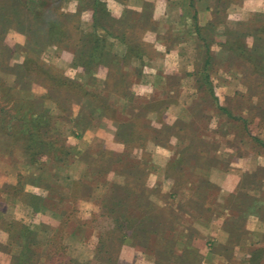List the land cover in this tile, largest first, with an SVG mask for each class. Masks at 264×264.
<instances>
[{
  "label": "rangeland",
  "instance_id": "rangeland-1",
  "mask_svg": "<svg viewBox=\"0 0 264 264\" xmlns=\"http://www.w3.org/2000/svg\"><path fill=\"white\" fill-rule=\"evenodd\" d=\"M100 1L117 18L124 7L137 11L132 25L121 31L139 48L125 54V43L106 36L98 52L103 51L104 58L105 51L119 58L110 66L95 65L96 70L87 73L75 66L78 54L90 45L93 32L105 36L102 27L92 25L93 0H0V106L7 111L0 112V196L23 174L26 181L21 186L32 194H26L27 198L38 203L42 195L51 193L48 184H53L52 196H66L59 210L74 207L79 219L69 224L67 231L74 233L67 232L60 245L54 239L59 217L44 208L33 211L29 199L25 203L15 198L0 200V264L18 263L12 256L17 247L9 237L25 234V226H35L36 238L45 246L36 252L38 260L34 256L33 264H43L47 260L41 254L61 247L51 264H264V58L257 55L252 63L242 57L241 65L233 64L225 61L230 53L219 42L225 38V25L246 31L256 15L249 16L243 9L245 0H220L225 21L207 28L216 18L213 0ZM196 25L204 29L201 34L214 57L208 66L213 95L207 91L203 98V93H194V78L188 74L205 59L206 45ZM258 34L264 37V32ZM240 39L247 43L251 38ZM27 59L32 60L31 67H37L32 74L39 77L22 76V82L37 96H51L45 98L42 109L72 118V122L59 118L50 124V133L55 136L56 130H62L61 141L71 149L61 155V144L55 140V159L43 157L33 166L27 162V149L19 144L24 128L18 116L26 105L12 100L25 95L13 86L15 72L24 73ZM46 69L85 84L107 104L102 103V110L97 109L98 101L86 106L83 94L71 85H53ZM71 98L78 101L70 102ZM216 103L243 117L229 115ZM91 108L95 117L87 112ZM164 110L165 114H158ZM118 118L131 128V135L121 139L130 141V147L115 141ZM132 118L139 121L131 122ZM181 119L187 122L184 136L196 137L198 153L185 157L181 184L174 187L166 168L180 153L170 124ZM120 155L125 156L123 163L116 159ZM59 156L65 162H59ZM55 177L56 183L51 181ZM128 184L142 185L151 202L141 209L131 206L135 210L124 215L123 225L100 200L118 187L125 194ZM150 212L160 217L152 220L142 214ZM84 220L90 221L89 233ZM119 226L138 231L137 243H124ZM150 234L148 241L145 237ZM100 235H105V243H100ZM47 240L52 246L46 245ZM148 243L155 250H144Z\"/></svg>",
  "mask_w": 264,
  "mask_h": 264
},
{
  "label": "trees",
  "instance_id": "trees-1",
  "mask_svg": "<svg viewBox=\"0 0 264 264\" xmlns=\"http://www.w3.org/2000/svg\"><path fill=\"white\" fill-rule=\"evenodd\" d=\"M190 1L193 2L194 0H190ZM122 2L124 3V1H122ZM213 2L215 3V4H213L214 5L213 9H214V15H216V18L213 21H211L210 24H207V26H206L207 28L209 27V25L211 27H214L215 22L225 21V19L222 18V16L220 15L221 14V9H220L221 5H219L220 0H213ZM90 7H91V11H92L91 16H92L93 27L94 28L102 27L103 31L105 32L103 35H105V36L100 37L99 34H96L95 32H93L94 35H91L92 37H91L90 42H89L90 45H88L87 48H85L82 52H79V54H78L79 56L77 59L79 60V62L75 66H77V65L81 66L82 68L85 69L84 71H86L87 73H89L91 71H95L97 68L96 66L100 63H103L105 65L108 64L109 66L113 65V63H114L113 61H115L116 58H119L116 55L110 54V52H107V51H105V55L107 54V58L106 57L104 58V56H103L104 53L102 54L103 51L101 53L98 52V49H102V47H103V45H100V42L106 41V36L111 37L113 39H116L122 43H125V45L127 46V50H126L125 54H127L128 52L129 53L131 52V54H132L135 51H137L136 49L139 48L138 47L139 44H136V45L131 44V41H128V39L126 38V32L121 31L122 27H125L126 25H129V26L132 25V21L134 22V19H135L133 14L136 13L137 11H134V9H131V8L124 7L122 10L121 16H119L117 18V17L113 16L112 14H110L109 10L106 8V6H104V3H102V1H100V0H93V3L90 5ZM140 17L142 18V16H140ZM143 17L147 18L146 16H143ZM193 18H194V20L196 19V13L193 14ZM254 18L256 19V21L255 22L250 21L249 27L246 31L245 30L242 31L238 28H231V27H229L230 25H228V24L225 25V30H223L224 31L223 33H225V38L219 41L222 44V50L230 53L227 55L228 57L226 58L225 61L230 60L233 64L235 63L237 65H241L242 64V62H241L242 57L248 59L252 63H255V58H256L255 56H257V55L260 58L261 57L264 58V37L260 36L258 34L259 32H264V16L262 18L263 23L261 22L262 19H260V16L258 14ZM140 19H138V20H140ZM251 24H252V27H251ZM196 28L200 32V34H201V32H203L202 30H204L201 26H198V25H196ZM93 36H95V37H93ZM201 37H202V40L204 41V44L206 45L205 46L206 52H205L204 63H203V65L199 64L198 68H196L194 70V72H188V74L194 78V83H193V87L195 88L194 93H196V92L197 93H200V92L203 93V96H202V98H203L207 91H208V93L213 95V88L211 87V79H210L211 76H210V72L208 71V69H209L208 66L211 65V62H213L214 57L211 54L210 46H209L208 42L206 41V36H203V34H201ZM242 37L244 39L246 37L251 38V45H249L248 42L243 43V39H240ZM1 56H3L2 53L0 54V57ZM101 59H103V60H101ZM253 59H254V61H253ZM105 60H106V62H105ZM31 61L32 60L27 59L25 61V64L22 65L23 69H25L23 74L20 73L21 71L15 72V75L17 76V78L14 80V86L13 87L18 88L20 90V92L25 91V95L12 96V100H14L20 104L26 105V110H22L18 116V118L21 119L22 127L24 128V130H23L24 131V133H23L24 139L21 140L19 142V144H20V146H23L22 149H24V150L27 149V150H25V151H28V153H29L28 154L29 160H27V162L29 165L33 166L37 162L41 163V158H43V157H50L51 156L55 159L54 155H56V154H55V151H53L54 148L52 147V146H54L55 140L59 141L61 144L59 146L60 147L59 149L61 151V155L63 154L64 149H67V151L71 149L70 147H67L66 144L62 143V141H61L63 139V132H62V135L60 133L62 130H60V129L56 130L54 133V134H56L55 136L52 133H50V130L52 128V126H50V124H52L54 121L59 120V118H61L60 119L61 121H64L66 119L67 121L72 122V118H71V116L70 117L62 116V114L52 115V114L48 113L49 112L48 108L42 109V107H43L42 104L44 103L45 98L51 97L49 95V93H45L42 96H37L36 94H34V92L33 93L30 92L29 87H27V83L25 84L22 82V78H23L22 76H24V78H25L26 76L30 75L33 80L34 79L36 80V78L39 77L37 72H35V73L38 76L32 74V71L34 72V70L37 69V67H34V68L31 67V65L29 64V62L31 63ZM46 71L49 73L46 75L48 76V79L50 78L52 80L53 85H55L56 87H59V88H61V87L68 88L69 85H71V89H73V91H75V92L78 91L81 94H83L84 97L82 98L81 101H83V102L86 101V106H88V104H91L93 101H98L100 103V105L98 106L97 109H99V110L103 109V104L106 102L104 100H101L100 96H98L97 94H94L92 91L87 89L85 84L77 82L73 79L62 78V76L54 75L50 70H47V69L45 70V72ZM108 71H110V70H108ZM39 72H41V71H39ZM43 72H44V70H42L41 73H43ZM105 82L106 81H104V83L102 84V87L106 86ZM124 97L126 99H128V95L125 94ZM69 100H70V102H77L78 101V100H75L73 98H71ZM110 103L111 102H109L108 106L113 107V104L111 103V105H110ZM29 105H32V106L27 107ZM68 105L70 106V104H68ZM215 107L216 108L218 107V109H221L223 111L225 109H227L225 106H219L217 103H216ZM129 109H130V105H129ZM2 111L7 112V111H5L4 107L0 106V112L2 113ZM165 111L166 110H164L163 112L160 111L158 114L160 115V113H162V115H163V114H165ZM225 111H227V113L229 115H232L233 117H235L237 119H240L241 117H243L242 115L241 116L240 115L235 116L236 114H232L228 110H225ZM87 112H89L90 116H92V117H95L94 114H97L95 112L94 108H91V110L87 109ZM98 114H100V111L98 112ZM193 115H194V111L191 112V114L189 115L190 116L189 120H191L193 118ZM116 120L118 122L117 127L119 129H118V132L115 134V141L116 140L120 141L124 135H125V137H129L131 135V132H132L130 126L125 121H123L122 119L118 118ZM130 121L131 122L139 121V119L138 118H135V119L132 118V119H130ZM244 122H245V119H244ZM170 125L173 126V129L175 128L174 136L176 137V139L174 142V146L179 148V149L177 148V150H179L178 152L180 154L177 157L174 156L169 161L168 166L166 168V171H167L166 174L167 175L170 174V176L174 179V187H175L177 184H181L180 177H182V174L185 173V167L184 168L181 167L183 163H186L187 158H185V157L189 154H192V152H193V155L195 157V154H197L198 152L194 151V150H197L196 148L198 145H197V141H194V139L196 140L195 136H194L195 138L193 137L194 139L192 140V137L190 134H186L185 136L183 134V131L187 127V122H184L181 119L179 121H177V120L174 121L173 124H170ZM140 127H141L140 130H142V132L146 131V129L144 127H142V126H140ZM154 128H155V126H153V129ZM158 130H161V129L159 128ZM73 133H75L76 136H80L79 133L76 131H73ZM140 134L143 135L142 133H140ZM141 135H139V137H141ZM187 135H189V136L187 137ZM10 136L11 135L8 134L9 150H10V154L13 156V153H15V151L13 150V148H12L13 146L10 143V141H11ZM127 141H128L127 139H126V141L121 140L120 143H124V144H126L127 147H130V144L128 143L130 141H128V142ZM137 145H136V147H140ZM134 146H132V147H134ZM64 152H66V150ZM109 153L111 154V152H109ZM60 156H59V158H56V159L59 162H62V161L65 162V160L63 158H61ZM194 157L192 156V159H194ZM116 159L122 163L124 161H126L125 156H122V155H120L119 158L116 157ZM193 161H194V163H196V160H193ZM24 177H25V175L19 174L18 178H17V180H18L17 184L8 185L9 188H7V190L4 191V197L0 196V200L8 201V200L13 199V198L18 199L21 202L28 200L29 198H27L26 194H28L29 196H31L32 194L25 192L21 186L23 184V182L26 181L24 179ZM186 179H187V181H189L188 178H186ZM57 180H58V178L56 179V177H55L51 181H55V183H56ZM53 187H54L53 184H51V185L48 184V188L51 189V193H49V191H48L46 194L42 195L41 199L38 201V203L35 201L32 202L31 199H29L27 202L29 204H31V206L33 207V209H32L33 211H37L39 209L44 208L47 211H50L53 216L59 217V219H60L59 225L55 228V231H56L55 236L56 237L54 239L58 238L59 240L57 243L62 245V240H63V237L65 235H67V232H68L67 228L69 227V224H71L77 218V216L74 215V212H75L74 207L65 208V210H63L64 212L59 210L60 209L59 207H61L60 203L62 202L63 199H65L66 196H63V197H61L60 195L55 196V197L52 196ZM118 188H119L118 190H115V189L109 190V192L104 195L103 199L100 200V202H101L100 204L103 208L105 207L106 209H108L110 214H114V220L120 219L122 221V224L124 225V222H125V219H124L125 216L124 215L131 214L130 211L134 212L135 207H140V209H141L142 204H145V203L149 204L151 202V200L149 199V197H147L149 192L147 190H145L142 185H139V184L129 185L128 184V186L125 187V191H124L125 194H123V193L121 194V189H122L121 187H118ZM1 192H3V190L0 189V193ZM171 194H174V193L171 192ZM193 194H195V191H193ZM53 206H57V208L53 207ZM131 206L132 207L134 206V208H132ZM137 212H139V211H137ZM142 214L146 215L145 216L146 219H148L147 218L148 216L150 217L149 219H152V220L160 217L157 214V212H155V213L150 212V215H148V213H142ZM82 224H83V226H85L84 230L89 233L91 231L88 229L90 221L84 220ZM33 227L34 228H32V226H27V227L25 226V229H26L25 234H21V232H18V234H15L14 236L12 235L9 237L11 240V245L15 244L17 247V250H18L17 253H15V252L12 253L13 258L15 260H17V262H18L17 264H23V263L24 264H26V263L33 264L32 261H34V258H33L34 256H36V259L38 260V256L36 255V252L39 251V249L43 250L45 247V246H43L44 243L37 240V238H36L37 230L35 229V226H33ZM73 233H74V230L68 232V235H71ZM119 233H120L121 239L124 243L134 242L136 244L137 238L140 235V233H138V231L135 232L132 229L126 230V228H125V231H124L123 227L120 228V226H119ZM152 236L153 235L150 234L149 237L146 236L145 239L150 241V239H152ZM105 238H106L105 235H100L99 236L100 243H105L107 241ZM49 241L50 240L46 241V245H49V243H50ZM11 245H8L7 251H10ZM49 246H52V245L50 244ZM60 249H62V247L59 248L58 250H60ZM145 249L146 250L148 249L150 251H153V249L155 250V248H152L149 243L147 244V246L145 245L144 250ZM58 250L54 251L53 249H50V250H48L46 255L41 254L40 258H42V256L45 257V260H47L45 262H48L51 264L50 260L54 259V257L57 256ZM45 262L43 264H45ZM39 264H41V262Z\"/></svg>",
  "mask_w": 264,
  "mask_h": 264
},
{
  "label": "crops",
  "instance_id": "crops-1",
  "mask_svg": "<svg viewBox=\"0 0 264 264\" xmlns=\"http://www.w3.org/2000/svg\"><path fill=\"white\" fill-rule=\"evenodd\" d=\"M252 5H254V7H252ZM242 6L243 9H246L248 11L249 16L252 14L264 16V0H245ZM248 43L250 45L251 39Z\"/></svg>",
  "mask_w": 264,
  "mask_h": 264
}]
</instances>
